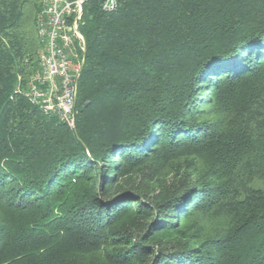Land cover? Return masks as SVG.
Listing matches in <instances>:
<instances>
[{
  "label": "trees",
  "instance_id": "1",
  "mask_svg": "<svg viewBox=\"0 0 264 264\" xmlns=\"http://www.w3.org/2000/svg\"><path fill=\"white\" fill-rule=\"evenodd\" d=\"M41 1L0 0V264H264V0L89 1L75 130L19 92Z\"/></svg>",
  "mask_w": 264,
  "mask_h": 264
},
{
  "label": "built area",
  "instance_id": "2",
  "mask_svg": "<svg viewBox=\"0 0 264 264\" xmlns=\"http://www.w3.org/2000/svg\"><path fill=\"white\" fill-rule=\"evenodd\" d=\"M91 0H42L37 19L40 50L38 70L19 92L47 115L76 129V101L83 69L84 6ZM104 12L118 8L117 0H100Z\"/></svg>",
  "mask_w": 264,
  "mask_h": 264
},
{
  "label": "rangeland",
  "instance_id": "3",
  "mask_svg": "<svg viewBox=\"0 0 264 264\" xmlns=\"http://www.w3.org/2000/svg\"><path fill=\"white\" fill-rule=\"evenodd\" d=\"M78 55H79V59L82 60L83 59V56L81 54V50H78ZM35 75V74H34ZM33 75V76H34ZM32 76V77H33ZM31 77V78H32ZM30 78V79H31ZM29 79V80H30ZM28 80V81H29ZM170 173V174H169ZM158 174H160L162 177L160 178H165V182L164 183H169L171 182V178H172V174L171 172H167V171H162V172H158ZM157 175V174H156ZM154 175V170L153 169H149V168H146L145 170H143L142 172H138V173H134L133 175L131 176H128L125 178V180H130L131 182H136V185L139 186L140 188H145V189H150V188H147L149 187L148 184L151 183L153 184L152 181H154V179H157V176ZM163 183V184H164ZM149 191H154L152 193V196H155L158 194L159 192V188H154V190H149Z\"/></svg>",
  "mask_w": 264,
  "mask_h": 264
},
{
  "label": "water",
  "instance_id": "4",
  "mask_svg": "<svg viewBox=\"0 0 264 264\" xmlns=\"http://www.w3.org/2000/svg\"><path fill=\"white\" fill-rule=\"evenodd\" d=\"M84 48H86V47H84ZM85 51H86V49H84L83 52H85ZM84 64H85V59L83 58V66H84Z\"/></svg>",
  "mask_w": 264,
  "mask_h": 264
}]
</instances>
